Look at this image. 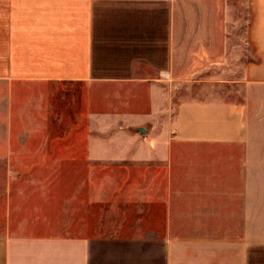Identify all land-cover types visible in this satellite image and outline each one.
<instances>
[{"label": "crops", "instance_id": "1", "mask_svg": "<svg viewBox=\"0 0 264 264\" xmlns=\"http://www.w3.org/2000/svg\"><path fill=\"white\" fill-rule=\"evenodd\" d=\"M227 1L182 87L172 0H0V264H264V0Z\"/></svg>", "mask_w": 264, "mask_h": 264}, {"label": "rangeland", "instance_id": "2", "mask_svg": "<svg viewBox=\"0 0 264 264\" xmlns=\"http://www.w3.org/2000/svg\"><path fill=\"white\" fill-rule=\"evenodd\" d=\"M226 0H172L175 44V70L179 71V77L174 81L182 87H191V24L197 23L201 16L196 14L198 7H211L224 5ZM245 0H228V6L241 7ZM211 18L210 15H207ZM236 19L246 22L247 16L238 12L232 15ZM239 21V20H238Z\"/></svg>", "mask_w": 264, "mask_h": 264}]
</instances>
